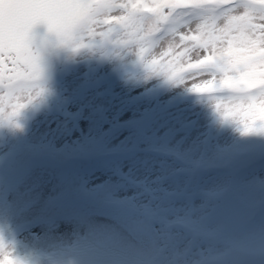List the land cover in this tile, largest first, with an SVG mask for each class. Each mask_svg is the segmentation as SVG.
<instances>
[{"label":"rangeland","instance_id":"obj_1","mask_svg":"<svg viewBox=\"0 0 264 264\" xmlns=\"http://www.w3.org/2000/svg\"><path fill=\"white\" fill-rule=\"evenodd\" d=\"M33 46L40 89L0 115L3 252L16 264H199L249 249L241 264H264V132L149 74L135 52ZM247 152L251 166L231 178L227 164ZM230 187L262 202L239 230L217 207Z\"/></svg>","mask_w":264,"mask_h":264},{"label":"snow or ice","instance_id":"obj_2","mask_svg":"<svg viewBox=\"0 0 264 264\" xmlns=\"http://www.w3.org/2000/svg\"><path fill=\"white\" fill-rule=\"evenodd\" d=\"M145 19L152 36L172 39L150 67L172 71L173 58L198 48L186 63L212 73L224 90L244 93L243 130L264 132V0H0V115L14 114L19 82L39 72L31 50L35 24L58 36L94 38L115 25L142 32ZM0 264H16L2 245Z\"/></svg>","mask_w":264,"mask_h":264},{"label":"clouds","instance_id":"obj_3","mask_svg":"<svg viewBox=\"0 0 264 264\" xmlns=\"http://www.w3.org/2000/svg\"><path fill=\"white\" fill-rule=\"evenodd\" d=\"M143 23L144 27L142 32L115 25L112 26L110 31L105 32L104 35L94 38L79 34L58 36L54 31L46 28L48 33L61 43L76 47H93L102 51L125 49L135 52L145 64L149 74L162 75L165 79L181 84L189 91L201 95L214 106L217 113H219L223 119L235 121L240 125H242V120L246 121L247 117L243 115V106L247 102L244 93L224 90V86L221 82L218 79H213L212 73L207 71L197 72L196 69L198 65L196 63L191 65L186 63V58L188 56H191L193 61L196 60L200 54L198 48L193 47L189 49L188 52L178 54L173 58V63L176 66L172 71L150 67L149 61L167 54L168 49L171 47L172 39L168 36H152L150 34L151 28L149 21L145 19ZM192 23L195 25L196 20L193 19ZM31 50L37 59L39 72L19 82L18 99L20 102L30 99L32 96L36 95L40 89V55L38 49L33 46L32 39Z\"/></svg>","mask_w":264,"mask_h":264},{"label":"water","instance_id":"obj_4","mask_svg":"<svg viewBox=\"0 0 264 264\" xmlns=\"http://www.w3.org/2000/svg\"><path fill=\"white\" fill-rule=\"evenodd\" d=\"M51 37L43 23H37L32 28V42L37 44L46 43ZM197 93H194L196 95ZM253 158L252 154H247L231 161L228 171L232 177H236L246 169ZM218 206L225 220L232 228H242L253 221L260 211L261 202L244 203L232 189H227L219 195ZM252 254L246 251L241 257L232 258L229 261L212 259L204 264H238L244 259H249Z\"/></svg>","mask_w":264,"mask_h":264},{"label":"flooded vegetation","instance_id":"obj_5","mask_svg":"<svg viewBox=\"0 0 264 264\" xmlns=\"http://www.w3.org/2000/svg\"><path fill=\"white\" fill-rule=\"evenodd\" d=\"M156 170H161V169L159 167H157Z\"/></svg>","mask_w":264,"mask_h":264}]
</instances>
